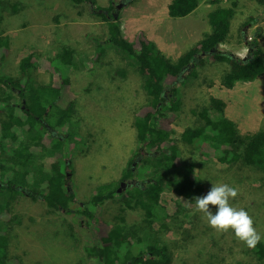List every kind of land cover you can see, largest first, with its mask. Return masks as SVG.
Here are the masks:
<instances>
[{
  "label": "rangeland",
  "instance_id": "1",
  "mask_svg": "<svg viewBox=\"0 0 264 264\" xmlns=\"http://www.w3.org/2000/svg\"><path fill=\"white\" fill-rule=\"evenodd\" d=\"M92 1L0 0V41L7 42L5 57L0 59V73L17 77L19 60L31 55L35 60L31 70L33 86L59 84L62 82L60 74L52 68L56 63L51 66L48 59L63 48L72 50L73 65L61 67V71L67 78L64 95L73 101V112L68 123L58 129V136L66 139V150H63L66 156L60 158L69 165L65 172L77 204L88 200L99 183L118 185L124 168L138 149L133 120L149 108L135 60L105 41L106 22L91 12L97 6L107 7L109 0ZM119 1L113 0L114 6ZM217 1L228 5L231 0ZM236 2L228 36L219 48L245 57L246 38L256 35L264 59V8L253 0ZM128 3L139 8L135 13L141 16L154 8V0ZM213 6L211 0H199L198 6L188 15L171 18L169 30L173 36H169L167 30L157 33L162 42L161 50L175 57L201 39L210 31L207 13ZM227 67L226 62L205 58L197 66L195 76L174 83L178 104L170 116L171 141L167 144L176 142V166L150 165L148 158L146 163L138 165L132 185L124 184L120 189L121 192L129 185L144 186L152 177L159 181V202L167 216L162 220L167 227L155 220L142 237L147 243L164 245L169 257L167 264H264L256 260L255 252L239 241L231 230L217 232L211 228L204 214L194 211L195 201L188 203L172 195V187L184 171L182 162H194V172L203 181L202 190L196 197L206 194L212 185L226 183L236 187L239 194L230 203L245 209L256 230L264 236V177L255 168L219 162L210 150L204 149L201 153L200 149L188 148L178 142L185 127L199 123L197 112L208 106L212 91L224 95V114L235 122L241 133L264 126V74L253 81H237L227 88L220 82ZM13 92V102L20 104L22 98ZM169 93L167 89L165 94ZM208 108L210 117L217 118L218 112ZM15 112L21 115L18 108ZM18 134L27 139L31 133L23 129L18 130ZM48 142L49 138H46L45 143ZM32 150L38 154L20 170L36 176L41 161L48 167V159L39 153L40 149ZM147 153L151 154V151L147 150ZM3 181L0 172V183ZM8 197L9 191H1L0 203ZM121 201L117 195L96 207L98 222L85 224L71 211L50 209L40 198L12 193L9 199L11 211L0 214V233H7L8 251L12 254L6 264H98L86 256L83 248L99 244L102 231L107 230L112 217L118 214V208L125 206ZM210 207L214 213L215 207ZM124 208L127 223L140 220L139 209ZM261 241L264 243V239Z\"/></svg>",
  "mask_w": 264,
  "mask_h": 264
},
{
  "label": "trees",
  "instance_id": "2",
  "mask_svg": "<svg viewBox=\"0 0 264 264\" xmlns=\"http://www.w3.org/2000/svg\"><path fill=\"white\" fill-rule=\"evenodd\" d=\"M129 1H125L124 5ZM253 1L264 8V0ZM211 3L214 6L207 13L210 31L177 57L166 55L141 29L135 33L134 39H126L118 17L115 18L112 14L115 8L113 0H109V5L105 8L97 6L91 9L92 13L106 22L105 41L135 60L137 72L143 78L142 88L149 107L133 120L138 149L136 156L124 168L121 180H130L138 172V165L146 163L148 158L151 160L150 165L176 166V142L167 144L171 141L170 116L178 104L177 88L173 85L175 82H184L188 76H195L197 66L205 58L227 63L228 67L220 78L221 84L227 88L233 87L237 81H253L264 74L262 49L256 35L246 38L248 49L245 57L219 48V44L225 42L228 36L231 20L235 15L236 0H231L228 5H221L217 0H211ZM198 4L199 0H170L167 13L172 18L183 17ZM0 47V59H3L7 42L0 41ZM99 48L102 50L101 45ZM72 61L70 48H63L60 53L48 59L51 66L56 63V67L52 68L60 74L62 82L59 84L33 86L31 70L34 69L35 60L31 55L19 60L17 77L0 73V172L4 176L0 192L9 191V199L12 193H24L32 199L40 198L48 208L71 211L85 224L98 222L96 207L103 206L118 195L124 207L141 211L140 220L127 223L123 214L125 208L119 207L118 214L112 217L107 230L100 234L99 244L84 246L86 256L98 264H167L169 257L164 245L147 243L142 237L155 220L167 227L162 220L167 216L159 202L161 186L155 177L149 178L144 186L129 185L121 192L117 191L120 183H99L88 200L76 203L65 172L69 165L60 158L66 156L63 154L66 139L58 136V129L68 123L73 112V101L64 95L63 87L67 84V78L61 71V67L73 65ZM119 74L123 75V71ZM3 89L8 92L4 93ZM167 89L170 93L166 95ZM13 91L22 98L20 104L13 102ZM208 107L218 112L217 118L210 117ZM16 108L21 115L15 112ZM224 108L225 102L222 99L210 95L208 106L201 107L197 112L199 123L185 127L178 142L188 148L200 149L201 153H204V149L210 150L219 162L240 163L255 168L264 177V126L252 132L241 133L235 122L225 116ZM23 129L31 133L27 139L18 134V130ZM46 138H49L48 144L45 143ZM32 148L40 149L39 153L48 159V167L41 161L36 176L27 170H20L21 166L38 154ZM137 156H140L139 160H135ZM182 163L184 171L180 180L173 185L172 195L177 200L193 203L202 190L203 181L194 172V162ZM9 199L0 203V214L11 211L12 203ZM73 203L76 205L72 206ZM11 220L12 218L8 219V222ZM8 245L7 233H0V264H6L12 257ZM252 250L256 254V260L264 263V243L261 241Z\"/></svg>",
  "mask_w": 264,
  "mask_h": 264
},
{
  "label": "clouds",
  "instance_id": "3",
  "mask_svg": "<svg viewBox=\"0 0 264 264\" xmlns=\"http://www.w3.org/2000/svg\"><path fill=\"white\" fill-rule=\"evenodd\" d=\"M238 194L239 190L229 184L212 185L206 194L195 198L194 211L203 213L209 226L217 232L231 230L249 249H255L264 236L256 230L245 209L230 203ZM210 206L215 207L214 213Z\"/></svg>",
  "mask_w": 264,
  "mask_h": 264
},
{
  "label": "crops",
  "instance_id": "4",
  "mask_svg": "<svg viewBox=\"0 0 264 264\" xmlns=\"http://www.w3.org/2000/svg\"><path fill=\"white\" fill-rule=\"evenodd\" d=\"M169 2L170 0H154V8H151V11L144 16L135 13L139 10V8H133L131 4L132 2L124 5L118 14L124 37L130 40V38L135 35V32L138 29H142L146 36L153 40L160 48L162 42L159 35L157 34L160 32L158 30H167L169 36H173L170 35L171 31L169 30L171 28L170 19L172 17H170L167 13V5ZM212 93L215 97L225 101L224 95L220 93L215 94L213 91Z\"/></svg>",
  "mask_w": 264,
  "mask_h": 264
},
{
  "label": "water",
  "instance_id": "5",
  "mask_svg": "<svg viewBox=\"0 0 264 264\" xmlns=\"http://www.w3.org/2000/svg\"><path fill=\"white\" fill-rule=\"evenodd\" d=\"M125 1H129V0H121V1H119L116 5H115V8H114V11L112 12V14H113V16L116 18L117 17V15H118V11H119V9L125 4ZM201 55H203V54H201ZM134 164V163H133ZM67 175V177H68V174H66ZM124 186V182H120V184H119V187L117 188V191H120V189H121V187H123Z\"/></svg>",
  "mask_w": 264,
  "mask_h": 264
},
{
  "label": "flooded vegetation",
  "instance_id": "6",
  "mask_svg": "<svg viewBox=\"0 0 264 264\" xmlns=\"http://www.w3.org/2000/svg\"><path fill=\"white\" fill-rule=\"evenodd\" d=\"M143 153H145V152H143ZM139 157H140V156H137L135 160H139ZM133 165H134V164H133ZM121 181L124 182L125 185H128V184L134 182V180H133L132 178H131L130 180H120V182H121ZM120 182H119V183H120ZM0 184H1V183H0Z\"/></svg>",
  "mask_w": 264,
  "mask_h": 264
}]
</instances>
